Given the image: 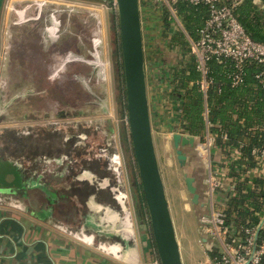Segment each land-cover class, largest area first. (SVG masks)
<instances>
[{
	"label": "crops",
	"instance_id": "crops-1",
	"mask_svg": "<svg viewBox=\"0 0 264 264\" xmlns=\"http://www.w3.org/2000/svg\"><path fill=\"white\" fill-rule=\"evenodd\" d=\"M5 1L0 0V109L4 112L6 103L4 104L5 96H2V91L3 88L5 89L6 84L10 86L9 78L6 80V72L9 68L6 52L10 47L6 40L12 39L13 48H16L21 56L30 54V48L34 45L33 43L30 44V37L37 39L38 44L41 42L43 51H46L45 49L49 47V45H46L47 42H55L47 35L45 26L42 31H39V34L26 32L25 30L29 28L30 24L34 27V22L12 26L14 28L10 37L8 35L9 31L4 30L8 22V15L4 10ZM76 1L79 2L80 6L96 8L104 23L109 24L113 40L115 13L110 9L112 0ZM106 12L109 15H106ZM79 20V16H74L69 24L66 19V26L68 24L69 26L66 27V32L63 28L57 37V39L60 37L61 43L58 49L68 59L71 57L83 58L85 53L91 50L90 44H85L86 39L80 34L81 28H85V25L82 22L79 23ZM111 31H108L107 37L105 34L104 40L105 38L108 39ZM32 33L33 35H31ZM104 44L101 57L109 59L113 65V53L110 57L109 47L105 42ZM37 47H35L34 52L41 49L40 47L37 49ZM66 58H63L62 64L65 67V79L79 84L86 81L91 83V81L97 80L99 76L97 69L89 66L91 71L87 72L90 74L86 77L82 66L78 62H66ZM15 63L16 61H13V65ZM30 63L28 65L31 68ZM144 67L154 145V134H158L160 138L162 136L167 141L175 127H178L183 134H188L182 131L177 120L179 112L171 109L172 106L169 105L170 100L166 94L167 89L163 87L164 85L161 82L157 81L153 66L151 65L150 69H146V59ZM25 70H27V67L23 61L18 62L13 67L14 77H16L13 81H16L14 86L17 89H20V85L29 86L33 82L32 78L34 81L37 79L36 74H26L24 73ZM106 75V80L99 83V89L102 90V93L104 91V96L102 94L103 98L101 99L106 102L104 106L106 113L102 112L100 104H96L95 108L88 110H80L79 108L68 110L64 116L60 115L59 118L61 122L71 126L62 142H67L74 137V146L76 147H83L84 143L81 144L80 142L86 141V133L82 132L80 125L94 126L93 130H96L97 126V129H100V134L103 136L105 143L109 145V151H99L98 149L101 154L90 158L92 163L98 164L102 163L99 162V159L107 161L109 153L116 149H119L125 157L122 144L123 129L126 125L125 118L121 119L119 115L113 70L110 68ZM83 85L85 86V84ZM24 97H26V92L20 89L12 100L18 101L21 99L20 104L28 102L24 100ZM78 101L79 99H77ZM28 106V110L25 109L26 113L22 117L23 122L19 121L16 125H24L23 127L33 130V140L35 142L38 140L43 141V139H46L45 135L47 133L45 127L52 125L49 120L51 118L50 113L40 110L35 113L31 104H28ZM19 113H22L21 110L16 111L13 116L17 118ZM38 114L42 116L40 117ZM14 121L16 122V120ZM210 128H212L211 124ZM71 134H73V137H70ZM204 134L205 132L203 136ZM197 138L201 142V138ZM91 147L93 148L92 144ZM222 154L221 149L216 148L212 163L215 167L224 171L222 175L225 178L227 176V167H225L227 166V160ZM65 155L62 153L58 157L52 158H46L44 155H34V158L27 162L29 164L25 171L18 160L7 159L0 155V264H152L156 253L151 234L147 223L145 224L138 217L137 201L130 185L128 184V190L132 194V202L128 222L123 218L120 208L104 185V180L106 181L109 176L104 173L101 174L97 170L93 171L94 168L79 169L78 172L73 173L74 176H71L66 162L68 157ZM196 157L200 161L197 168L199 170L203 169L205 172V176H200L198 179L200 189L205 192L206 171L197 154ZM82 159L84 158L79 157L77 160ZM192 165L190 164V171L196 169ZM126 168L128 170V165ZM224 178L221 179L224 180ZM224 182H230V186L234 185L230 179ZM70 183L77 189V196H74ZM85 184L88 186H84ZM84 187H92V192L83 191ZM232 195L233 192L228 195L225 194V197L229 200ZM182 200H185V196ZM184 207L187 211H191L190 206ZM57 226L72 231L83 230L93 234L96 242L112 244V254L107 256L94 248L73 242L60 233ZM178 243L180 247L179 239ZM209 249L210 251L205 249L206 258L208 255L211 256L212 247ZM181 258L182 264H186L183 257ZM205 262L207 264V259Z\"/></svg>",
	"mask_w": 264,
	"mask_h": 264
},
{
	"label": "trees",
	"instance_id": "trees-1",
	"mask_svg": "<svg viewBox=\"0 0 264 264\" xmlns=\"http://www.w3.org/2000/svg\"><path fill=\"white\" fill-rule=\"evenodd\" d=\"M261 1L264 4V0ZM141 9L153 10L152 13L155 14L158 12V15H161L162 35L163 37L168 36L171 32L170 24L173 22L169 12L165 9L156 11L154 6L144 0H140ZM175 11L183 23L184 31L189 37L196 39L198 31L202 28L208 16V8L205 5L193 6L185 1H180L175 5ZM234 15L245 34L253 42L264 45V10H260L254 4V0H243L242 4L234 9ZM113 23L115 88L118 96L119 115L121 119H124L126 116L124 85L118 43L119 36L116 32L118 28L116 16H114ZM169 47L181 51V60L169 65L166 70V74H168L166 84L168 85L167 90H169V93L166 94L168 98H172L178 104V106H174V111L179 112L177 120L182 131L201 138L205 124L202 118V93L197 85L200 75L195 69L194 57L190 54L189 45L181 34L176 33L170 37ZM262 71L263 66L254 62L246 63L241 71L235 69L234 63L230 60L222 62L211 60L209 62V77L213 82L208 91L209 122L212 125L210 132L215 137L217 148L221 149L222 155L228 161L226 177L235 185L233 195L228 200L227 205L221 209V213L225 225L234 228L239 237H243L245 229H255L264 217V175L251 177V172L258 169V159L252 155V151L264 147V89L257 80V76ZM24 73L26 72L24 71ZM237 74L241 76V82L234 86L233 78ZM43 78L46 79V75H43ZM32 81L27 86L29 91L24 98L28 102L20 104V106L22 105L21 108L26 110H28V104H31L32 109L36 110L37 107L32 103H41L43 99L47 98L46 95L40 97L41 95L38 93L32 92L33 86L36 84L40 86L39 78L35 81L32 78ZM72 99L67 103L69 106L73 105ZM14 111L12 110L10 113H14ZM124 120L126 124V119ZM51 127H45L47 129L46 139L37 142L33 140L34 131L29 129L28 136L18 134L17 130H15V133L13 130L7 132L6 135H0L1 139H7V142L0 146V155L7 159L18 160L25 171L29 164L27 162L34 158V155H44L46 158H52L64 153L68 157L66 162L71 176H74L73 173L78 172L79 169L88 168H94L93 171L97 170V172L107 174L109 177L112 175L107 161L99 159V162L102 163L98 164L92 163L90 160V158L100 155V150L109 151V145L105 143L97 126L96 130H93L94 126L91 127L86 124L79 126L82 128V132L86 133V141L80 142L81 144L84 143L83 147L74 146L75 138L73 134L70 135V137H73L72 139L62 142L63 139L59 138L61 134L53 132ZM70 127L67 125L60 128V131L61 129L62 132L65 130L63 132L65 135L70 131ZM222 136L225 137V140L222 139ZM122 144L125 155L132 158L126 125L123 129ZM8 145H12L11 150L7 147ZM79 157L84 159L78 161ZM129 168L131 188L137 201L138 217L145 224L147 223L149 227L146 207L132 160L129 163ZM70 186L74 196H77V189L71 183ZM84 186L88 185L85 184ZM83 191L91 193L92 187H84ZM263 235L264 231L260 233L259 239ZM210 254L216 256L217 252H211ZM260 264H264V257L261 259Z\"/></svg>",
	"mask_w": 264,
	"mask_h": 264
},
{
	"label": "built area",
	"instance_id": "built-area-1",
	"mask_svg": "<svg viewBox=\"0 0 264 264\" xmlns=\"http://www.w3.org/2000/svg\"><path fill=\"white\" fill-rule=\"evenodd\" d=\"M144 1L154 6L156 10H167L173 23L180 26L184 35L189 38L188 43L194 57L195 69L200 75L197 85L202 93V118L205 124V134L201 137L200 145L196 147L195 151L206 171L205 198L209 204L207 218H201V221L205 223L202 233L216 246V248L211 249V252H217L216 256L208 255L207 264H260L261 259L264 257V235L261 239H259V236L256 238V231L259 225L255 229H245L243 237H239L234 228L225 225L221 213V209L226 206L228 201L225 197V187L223 185V182L228 179L222 175L224 171L218 169L212 163L217 146L214 135L210 133L208 91L213 85L209 77V62L211 60L218 62L230 60L234 63L235 69L239 71L249 62L263 66V71L257 76V80L264 89V45L253 42L245 34L234 15V9L241 5L243 0ZM180 1H185L193 6L205 5L208 8V16L202 28L198 31L196 39H192L187 35L181 25L180 17L176 14L175 5ZM78 3L77 1L68 0H6L4 10L7 15L14 16L15 19L12 21L11 26H15L38 21L43 10L49 8L47 19L50 24L45 27V31L51 40H55L58 37L61 20H66V14L72 13L71 8L78 6ZM65 9H68V12ZM110 9L116 16L115 0H112ZM87 11H89L88 15L95 19L98 25L100 18L96 8L90 7ZM101 32L100 26L93 32V41L90 43L91 48L94 46L97 49L98 62L102 66V69L95 67L100 78H97L94 84L103 83L107 78V71L110 68L112 69L111 61L101 57L104 44ZM66 59V62H84L83 58L80 57H71L69 59L67 57ZM240 82L241 76L239 74L235 75L233 85L236 86ZM167 93H169L168 90ZM222 139L225 140V137L222 136ZM252 155L258 159V169L251 172V177L263 176L264 147L253 149ZM107 161L112 175L111 178H107L106 181L104 180V185L120 208L123 218L129 222L131 193L128 190V183H126V168L123 153L119 149H116L109 153ZM222 177L224 180L221 179ZM57 229L77 244L94 248L107 256L112 254V244L96 242L93 234H89L83 230H68L62 226H57ZM152 264H160L157 256H155Z\"/></svg>",
	"mask_w": 264,
	"mask_h": 264
},
{
	"label": "rangeland",
	"instance_id": "rangeland-1",
	"mask_svg": "<svg viewBox=\"0 0 264 264\" xmlns=\"http://www.w3.org/2000/svg\"><path fill=\"white\" fill-rule=\"evenodd\" d=\"M72 1V0H68ZM76 1V0H75ZM79 4V3H78ZM144 7V5H142ZM145 8V7H144ZM150 8V7H149ZM49 9V8H48ZM48 9H44L41 17L39 18L38 21L34 22V27L33 25L30 24L29 28L25 30L26 32H35L36 34H39V31H42L44 26H48L50 24L49 20L47 19L48 16ZM51 9V8H50ZM90 9V7H83L80 6H73L71 8L72 13L66 14L65 19H67V22H71L74 16H79L80 20L79 23L85 20H88L91 18V16L88 15L87 11ZM152 9V8H150ZM66 12H68V9H65ZM153 10H140V15H141V21H142V33H143V42H144V56L147 61V70L150 69V66H153V70L155 72L154 76L157 77V81L161 82L163 87L168 89V85L166 84L167 80V75L166 70L169 65L174 64L177 60H181V51L178 49H171L169 47L170 43V37L174 34H181L185 41L188 43L189 38L184 35L182 30L180 29V26L176 23L171 22L170 24V30L168 36L163 37V29L161 26V15H158L159 13L156 12L152 13ZM157 11V10H156ZM106 15H109L106 12ZM99 24L98 27L101 26V34L103 36V43L105 42L107 47H109L108 51L110 53V57H112V53L114 51V46H113V40H112V31L109 26V24H105L102 16L100 17L99 15ZM14 16H10L8 14V22L6 23L7 27L6 31H9L8 35H12V30L14 27L11 26L12 21L14 20ZM44 21V22H43ZM181 21V20H180ZM69 22V24H70ZM101 23V24H100ZM66 21L63 19L61 20V25L58 29V35H60L62 29L64 28L65 32L67 30L66 26ZM85 25V28H81V34L84 36L87 34L86 32L90 29V23L83 24ZM106 25V28H105ZM181 25L183 27V23L181 21ZM82 27V25H81ZM108 31H111V35L109 33L108 39L105 38V34L107 37ZM118 32V28L116 30ZM33 35V33L31 34ZM11 37V36H10ZM30 37V44H34L30 48V54L29 55H19L18 51H16V48H13L12 44V39H7L6 42L9 43V50L6 52V59L8 63L7 72H6V80H10V86L9 84H6L5 89L3 88L2 91V96H5L4 98V104L6 103L5 106V112L4 110L1 112L0 116V135H6L7 132L13 131L16 132L20 135L28 136V128L23 127V126H18L16 123L19 121L23 122V115L26 113V110L24 108H20V102H22L23 97L16 101L12 100L14 96H16V93L20 91V89H23L26 93L29 89L27 86L20 85V89L15 88L14 84L16 81H13L16 77H14V71L13 67L20 61L24 62V65H26L27 70H25L26 74L32 75L33 73L37 75V78H39L40 86L37 84L33 86V91L35 93H38L41 95L40 97L46 95V99H43L41 103L35 102L32 103L35 105L37 108L36 110H33L35 113L40 111H46L50 113L49 120L52 122L51 129L53 132L60 133L61 136L59 138L64 139V131L62 132V129L60 131V128H64L67 126V123H63L60 121V115L64 116L68 110H77L79 108L80 110H88L90 108H95L97 104V97L100 99L103 98L104 96V91L103 93L101 92L98 88V93H96V90L93 87H86V85H94V82L91 81L85 83V86L83 85L84 83H77L69 79H65V67L63 64V58L65 59L66 56H63L58 49L60 46L58 45L60 43V37L59 39H56L55 42H47L46 45H49L45 50L43 51L41 42H37V39ZM118 43H119V37H118ZM87 44V41L85 42ZM105 45V44H103ZM189 45V43H188ZM39 49L34 52L35 47ZM34 47V48H33ZM120 49V48H119ZM190 49V46H189ZM120 51V50H119ZM190 54L191 49H190ZM121 59V57H120ZM84 62L79 63L82 66L83 73L86 75V77L90 74L87 72H90L91 68L87 64V57H83ZM13 61H16V63L13 65ZM31 62V63H30ZM31 66V69H29V64ZM111 67L113 70V76H114V63ZM29 69V70H28ZM43 75H46V79L43 78ZM49 79V80H47ZM114 85H115V79H113ZM38 82V83H39ZM54 83V84H53ZM55 84H58L55 86ZM44 87V88H43ZM169 91V90H168ZM107 93V92H106ZM103 94V96H101ZM25 98V97H24ZM73 98V99H72ZM72 99L73 105L69 106L67 104L70 102ZM77 99L79 101L77 102ZM168 100V98H167ZM169 105L172 106L171 109L174 110L178 104L172 99L169 98ZM17 104V105H16ZM26 104V103H23ZM22 106V105H21ZM169 106V107H170ZM175 106V107H174ZM70 109H69V108ZM1 108V107H0ZM14 108V113H9L12 111ZM18 110H21L22 113H19L17 118H15L13 115L15 112ZM4 112V113H2ZM63 112V113H61ZM18 114V113H17ZM37 115V114H34ZM38 116H42L39 115ZM16 120V122L14 121ZM14 121V122H13ZM69 126V125H68ZM26 128V129H25ZM155 135V153L158 161V166L160 173L162 175V180L165 188V194L166 198L169 203V208L172 216V221L175 229V235L176 239L180 241L181 246H180V255L183 257L184 262L186 264H206V247L202 243L199 235V230H198V222L196 218V213L192 210V207L189 203V196L186 193L185 190V185L183 182V174H187V169L185 167H180L176 157H175V152L173 150L172 145L170 142L167 140H164L163 137L154 134ZM7 139H1L0 138V146L5 144ZM10 150L12 149V145L7 146ZM131 149V148H130ZM132 152V150H131ZM131 160L134 163V158L132 154V158H129L128 155H125L124 157V163H125V168L128 164V170H126V183L131 187V175H130V168H129V163ZM185 170V171H184ZM135 171H136V177L138 179L137 175V170L135 166ZM133 190V189H132ZM185 194V195H184ZM132 195V194H131ZM185 200H182L184 198ZM134 201V199H133ZM132 202V200H131ZM131 206V204H130ZM184 206H190L191 211H187ZM182 259V258H181Z\"/></svg>",
	"mask_w": 264,
	"mask_h": 264
},
{
	"label": "water",
	"instance_id": "water-1",
	"mask_svg": "<svg viewBox=\"0 0 264 264\" xmlns=\"http://www.w3.org/2000/svg\"><path fill=\"white\" fill-rule=\"evenodd\" d=\"M115 3L124 85L126 127L138 182L146 207L151 239L160 264H182L180 247L176 239L152 136L144 67L145 56L140 1L115 0ZM254 4L260 10H264V4L261 0H254ZM87 23H90L87 34L84 36L80 34L90 44L93 41V32L98 29V25L93 18L83 21V24ZM85 55L89 66L102 69L98 62L97 49L94 46ZM97 78H100V76ZM99 86V84L86 85V87H93L96 93H98ZM96 100L98 101L97 104L101 105L102 112L106 113L105 100L99 97ZM168 141L173 147L179 166L187 169V174H183L185 190L189 196L192 210L197 215L201 241L206 245V250L210 251V247L216 248V246L203 235L202 228L205 223L201 221V218H207L209 204L205 198V192L200 189L198 184V179L200 176H205V172L203 169L199 170L197 168L200 161L196 157V152L193 151L195 147L200 145V140L195 136L183 134L178 127H175ZM193 160L195 161L193 162ZM190 164H193L192 167L196 169L190 171ZM223 185L226 195L234 192V185L230 186L228 182H223ZM263 231L264 217L257 228L256 238Z\"/></svg>",
	"mask_w": 264,
	"mask_h": 264
},
{
	"label": "bare ground",
	"instance_id": "bare-ground-1",
	"mask_svg": "<svg viewBox=\"0 0 264 264\" xmlns=\"http://www.w3.org/2000/svg\"><path fill=\"white\" fill-rule=\"evenodd\" d=\"M100 17H101V15H100ZM101 19V18H100ZM101 24V23H100ZM102 30V29H101ZM112 251V250H111Z\"/></svg>",
	"mask_w": 264,
	"mask_h": 264
},
{
	"label": "flooded vegetation",
	"instance_id": "flooded-vegetation-1",
	"mask_svg": "<svg viewBox=\"0 0 264 264\" xmlns=\"http://www.w3.org/2000/svg\"><path fill=\"white\" fill-rule=\"evenodd\" d=\"M200 163L197 164V166L199 165Z\"/></svg>",
	"mask_w": 264,
	"mask_h": 264
}]
</instances>
